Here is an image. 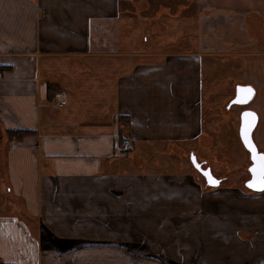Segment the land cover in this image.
I'll use <instances>...</instances> for the list:
<instances>
[{"label": "crops", "instance_id": "1", "mask_svg": "<svg viewBox=\"0 0 264 264\" xmlns=\"http://www.w3.org/2000/svg\"><path fill=\"white\" fill-rule=\"evenodd\" d=\"M150 1L0 0V264H264V192L168 153L212 140L182 109L197 51L135 34Z\"/></svg>", "mask_w": 264, "mask_h": 264}, {"label": "rangeland", "instance_id": "2", "mask_svg": "<svg viewBox=\"0 0 264 264\" xmlns=\"http://www.w3.org/2000/svg\"><path fill=\"white\" fill-rule=\"evenodd\" d=\"M153 1H150L148 17L143 20L135 34L147 39L145 43L151 50L197 51L196 65L193 59L187 61L192 62V68L196 69L198 85L194 87L192 75V84L187 90L190 95L183 97V101L187 102H183L182 109L184 112L193 110V104L189 101L199 94L202 103L200 110L206 116L204 129L207 130L212 144L208 147H195L194 153L199 161L206 160L203 167L210 166L213 174L221 178L219 188L231 185L234 189L251 191L244 183L250 178L248 167L251 160L249 152L241 142L239 125L240 114L244 109L250 108L257 112L259 121L253 138L259 150L264 151V91L260 84L263 80L259 74L262 65L257 61L258 70L248 65L244 67L245 61L247 64L255 61L256 57L252 59L248 54H252L253 44L255 47L260 44L253 40L259 39L264 45V0H159V4ZM259 2L261 8H257ZM260 12L262 16L259 15ZM154 21L160 24L158 34L155 35L152 29L157 25L152 24ZM243 23L247 25L248 36L239 27ZM145 59L151 63L165 62L163 56ZM257 59L264 61V56ZM134 60L143 61V57H135ZM239 83L254 85L257 94L249 105H232L228 109L227 105ZM185 90L183 87L184 92ZM126 144L132 146L128 152L133 150L132 143L125 142V146ZM191 147L193 146L183 149L175 147L177 152L172 150L168 153L172 154L174 151L183 159L184 168L188 167L199 173L190 160ZM123 150L127 151L126 147L123 146ZM175 165H178L177 162ZM200 178L205 181L202 175ZM232 191L236 192H229ZM35 231L38 233L37 228ZM159 259L166 263L164 259Z\"/></svg>", "mask_w": 264, "mask_h": 264}, {"label": "water", "instance_id": "3", "mask_svg": "<svg viewBox=\"0 0 264 264\" xmlns=\"http://www.w3.org/2000/svg\"><path fill=\"white\" fill-rule=\"evenodd\" d=\"M247 86H250L254 90V93L251 95L250 98L246 99L248 94L247 93H241L239 91V88L240 87H247ZM256 93H257V90H256L255 86L252 84H241V83L237 84L235 87V94H234L233 98L229 101L227 108L229 109L232 105H239V106L249 105L253 101V99L255 98ZM245 99H246V102H241V101H245ZM245 113H254L255 114V120H253L251 117H248L247 121H246V118L244 115ZM258 121H259V115L257 114L256 111H254L253 109H250V108L244 109L240 114L239 136H240V139H241L243 146L249 152L250 160H251V164L248 167V170L250 172V178L245 181V185L251 191L263 192L264 189H262L259 186H257V187H251L250 186V182H254V181L258 182V174L254 173L252 171V169L254 167H258V161L256 159H254L255 154L252 152L251 148L249 147V145L245 141V131L247 129L249 138H250L252 144L255 145L256 152L261 154V155H264V152L259 150V148H258V146H257V144L253 138V132H254L257 124H258ZM190 160H191L193 166L196 168V170H198L199 173L204 177L205 182H206V186L218 187L220 185L221 178H218L217 176H215L213 174L210 166L203 167V162H200L198 160L197 155L194 152L190 153ZM209 174H210V176H209ZM210 177H211V179H210ZM212 180L218 181V183H213Z\"/></svg>", "mask_w": 264, "mask_h": 264}, {"label": "snow or ice", "instance_id": "4", "mask_svg": "<svg viewBox=\"0 0 264 264\" xmlns=\"http://www.w3.org/2000/svg\"><path fill=\"white\" fill-rule=\"evenodd\" d=\"M239 91L241 93H247L248 94L246 99L250 98L251 95L254 93V90L250 86L240 87ZM246 99H245V101H241V102H246ZM244 115H245L246 121H247L248 117H251L253 120H255V114L254 113H245ZM245 141L249 145V147L251 148L252 152L255 154L254 155V159H256L258 161V167H254L252 169V171L254 173L258 174V182L257 181L250 182V186L251 187L259 186L262 189H264V155H261V154L256 152L255 145L252 144V142H251V140L249 138L247 129L245 131ZM209 176H210V174H209ZM210 179H211V177H210ZM212 182L213 183H218V181H215V180H212Z\"/></svg>", "mask_w": 264, "mask_h": 264}, {"label": "trees", "instance_id": "5", "mask_svg": "<svg viewBox=\"0 0 264 264\" xmlns=\"http://www.w3.org/2000/svg\"><path fill=\"white\" fill-rule=\"evenodd\" d=\"M52 87L49 85V91H50V89H51ZM56 93V92H55ZM55 93H49V97L51 98V97H53L54 95H55ZM29 134V131H27V130H15V131H8L7 132V136H8V138L10 139V140H12L13 138H18V139H20V138H23L25 135H28ZM2 264H4V263H2Z\"/></svg>", "mask_w": 264, "mask_h": 264}, {"label": "built area", "instance_id": "6", "mask_svg": "<svg viewBox=\"0 0 264 264\" xmlns=\"http://www.w3.org/2000/svg\"><path fill=\"white\" fill-rule=\"evenodd\" d=\"M62 102H64V100H63ZM124 147H126V149H127V150H130V149H132V146H131V144H130V145L126 144V146H124Z\"/></svg>", "mask_w": 264, "mask_h": 264}, {"label": "flooded vegetation", "instance_id": "7", "mask_svg": "<svg viewBox=\"0 0 264 264\" xmlns=\"http://www.w3.org/2000/svg\"><path fill=\"white\" fill-rule=\"evenodd\" d=\"M204 165V164H203Z\"/></svg>", "mask_w": 264, "mask_h": 264}]
</instances>
